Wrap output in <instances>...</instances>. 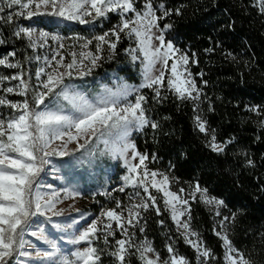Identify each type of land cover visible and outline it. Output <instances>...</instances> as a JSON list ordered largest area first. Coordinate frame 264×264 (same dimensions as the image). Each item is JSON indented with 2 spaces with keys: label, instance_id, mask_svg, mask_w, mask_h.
I'll use <instances>...</instances> for the list:
<instances>
[{
  "label": "snow or ice",
  "instance_id": "6c2138e0",
  "mask_svg": "<svg viewBox=\"0 0 264 264\" xmlns=\"http://www.w3.org/2000/svg\"><path fill=\"white\" fill-rule=\"evenodd\" d=\"M253 7L264 16V0H255ZM5 8L14 9L0 16V21L10 27L9 38L25 41L26 47L33 51L44 48L49 41L55 42L57 49L51 50L50 57H43L44 66L35 71V84L20 61L8 59L16 57L15 51L0 58V66L18 70L16 74L0 75V85L6 81L17 82L14 86L0 87L3 93L0 107L11 110L7 117L0 116V264H26L33 260L39 264H103L105 255L111 259V264H130L131 257L136 258L137 264H193L179 254L173 244L165 245L167 255L164 256L147 238L144 214L150 210L158 217L168 215L178 237L194 251L195 264H212L213 261L252 264L227 234L225 222H234L236 217L235 214L222 216L220 210L226 207L225 202L208 195V190L199 182L174 190L173 184L178 178L151 169L149 164L157 157L141 153L131 140L134 132L160 127L147 115L145 105L149 97L143 89L152 91L155 103H162L171 94L176 101L193 105L195 128L205 135L206 146L213 153L224 154L235 139L218 141L215 130L209 129L201 115L200 105L207 97L195 77L198 75L205 86L207 81L203 80V72L194 74L191 71L192 65L199 64L197 54L182 51L172 40L166 39L172 24L162 21L173 15V11L163 3L157 6L153 0H143L140 7L136 0H0V13H4ZM174 14L181 12L176 9ZM112 15L118 17V22L108 31L91 38L71 37L82 41L80 50L69 48L66 54L61 51L65 49V37L16 22L17 18L30 21L34 17L48 16L96 26L98 22L110 20ZM124 40L130 42L125 49L127 56L133 63L139 61L141 83L136 86L121 83L116 89L101 86L92 96L80 91L73 81L90 75L104 59L105 50L111 59ZM94 41L92 50L90 45ZM6 43L5 38H0V45ZM213 51V48L205 49L207 53ZM228 56L235 59L232 53H227ZM32 59L39 62L41 56L25 57L28 62ZM9 95L23 97V100L12 101L7 98ZM209 110H212L211 105ZM248 111L264 117L259 107L248 108ZM259 123L264 128V119ZM69 145L75 147L70 149ZM98 153L122 161L126 174L118 191L123 193L131 188L133 192L127 204L115 200V207L102 208L99 217L85 227L75 228L85 216L81 214L70 223L61 222L59 218L64 217V211L58 205L65 200H75L81 192L75 188H65L61 192L52 184L43 185L41 174L52 164V157H69L66 166L71 167ZM246 163L255 167L251 158ZM53 168L55 170L54 165ZM42 187L50 191L43 192ZM99 194L112 198L109 192ZM192 203H202L215 217H220L219 230L214 229V233L222 242V259L192 227ZM34 218H43L52 229L67 234L60 237L67 244L85 246L76 248L70 256L64 254L57 240L49 238L43 225L33 228ZM157 224L167 227L164 219ZM74 228L73 233L68 232ZM117 233L121 238H116ZM26 236L42 242L46 250H29L33 246ZM101 240L104 247L97 246Z\"/></svg>",
  "mask_w": 264,
  "mask_h": 264
},
{
  "label": "trees",
  "instance_id": "16d2710c",
  "mask_svg": "<svg viewBox=\"0 0 264 264\" xmlns=\"http://www.w3.org/2000/svg\"><path fill=\"white\" fill-rule=\"evenodd\" d=\"M153 2L157 6L163 3L173 11V15L162 21L172 24L166 39L172 40L182 51L197 54L199 64L192 65L191 71L194 74L203 72V80L207 81L205 86L198 75L195 77L207 97L200 107L209 129L215 130L218 141L235 139L224 154L213 153L206 146L205 135L195 128L193 105L180 103L171 98V94L162 103H155L152 91L143 89L149 97L145 105L147 115L160 127L136 132L133 141L141 153L157 157L149 164L151 169L178 178L177 184L181 187L188 188L199 182L208 190V195L222 199L226 205L224 216L235 214L236 217L234 222L228 221V235L233 245L252 264H264V128L259 123L264 117L248 111V108L259 107L264 112V16L253 7L255 0ZM136 3L140 7L143 0H136ZM176 9L180 10V15L174 14ZM6 15V12L0 13V16ZM117 22L118 17L112 15L96 32L108 31ZM81 33L91 36V31L83 27ZM9 37L10 27L0 21V38L7 40L0 45V58L15 51V58L31 75L30 62L25 60L26 56L31 57V49L26 47L25 41ZM129 46L127 40L118 44L117 53L109 63H104L98 74L119 73L127 76L129 82L140 84L138 64L124 58ZM208 48L214 51L205 52ZM227 53H232L235 59L226 57ZM0 75L11 74L0 68ZM248 158L254 161L255 167L247 165ZM98 200L93 212H98L100 204L104 203L103 197ZM191 211L192 227L222 259V242L214 233V215L202 203H192ZM144 215L147 219L145 235L162 255H167L165 245L171 243L179 254L195 264L194 251L178 237L167 214L158 217L150 210ZM160 219L165 220L166 228L157 224ZM97 246L104 247L102 241H98ZM103 264H111L106 255ZM130 264H137V260L133 257Z\"/></svg>",
  "mask_w": 264,
  "mask_h": 264
},
{
  "label": "rangeland",
  "instance_id": "374dc122",
  "mask_svg": "<svg viewBox=\"0 0 264 264\" xmlns=\"http://www.w3.org/2000/svg\"><path fill=\"white\" fill-rule=\"evenodd\" d=\"M14 9H7L5 8V12L8 14L12 12ZM18 10V9H15ZM17 24L20 26H31L35 27L38 31H47L50 34L60 35L65 37L63 43L65 44V49L61 50L65 54L69 48H72L74 51H79V45L82 41L73 40L71 37L79 36L84 38H91L94 35H99L96 32L99 27H101V23L98 22L96 26L92 25H79L76 22L65 21L60 18L54 17H34L32 20H24L21 18H17ZM87 29L91 31V36H84L81 33V29ZM102 34V33H100ZM94 44L90 45V49L94 50ZM57 49V44L55 42L49 41L48 44L44 48H37L35 51L31 49V57H35L37 55L41 56V60L39 62L35 61L34 59L30 62V70H31V82L33 84L36 83L35 80V71L38 67L44 66L43 57L52 55V51ZM124 58H129L124 53ZM104 59L99 62L98 66L92 69L90 75L84 77L83 80H75L73 83L79 86V90L92 96L98 93L101 90V86H107L112 89H116L118 85L121 83H127L128 85L136 86L139 84H133L127 80V76L121 75L119 73H103L98 74L100 68L104 67L105 64L109 63L111 59H108L109 53L107 50L103 53ZM9 60L12 62L17 61L16 58L8 57ZM105 63V64H104ZM138 64L139 73L141 75V67L139 61L135 62ZM4 70H7L8 73L16 74L17 69H6L3 66H0ZM142 80V77H141ZM17 82H4L3 86H14ZM3 95V93H0ZM12 101H22L23 97L9 95L7 97ZM129 99H133V97H129ZM11 112L10 109L5 107H0V116L7 117ZM136 132H134L131 136V140L133 141V137ZM134 142V141H133ZM57 145L60 143L59 141L56 142ZM74 145H69V148H74ZM103 145H100V148L103 149ZM79 155V153H77ZM52 164L46 166L45 173L41 174V183L43 185L52 184L56 190L63 192L65 188H75L81 192V196L77 197L75 200H65L63 203L58 205L59 209L64 211V217L59 218L61 222L70 223L72 219L79 218L81 214L85 216L84 220H81L75 228H82L87 225V223L91 222L93 219L99 217V213L102 208L104 207H115V200H120L124 204L129 202L128 198L129 195L132 194L133 189L126 188L125 192L121 193L118 189L122 186V177L126 174V170L123 167L122 161L119 159H111L109 155H99V153L93 157L92 159L84 158L82 162L73 163L71 167L66 166L67 163L70 161L69 157L59 158V157H52ZM55 166V170L53 168ZM54 177H61V179H55ZM179 186L177 183L173 184V189H178ZM41 191L48 192L50 191L47 188L42 187ZM101 192H109L111 193V199L100 195ZM103 197L104 203H101L99 206L98 212H93L94 206L98 205L97 202L99 201L98 198ZM108 203V204H107ZM111 205V206H110ZM208 208V207H207ZM77 209L79 211H77ZM221 214L224 216V208H221ZM213 215L214 213L210 211ZM215 226L216 230H219V221L220 217H215ZM37 225H43L46 228V232L49 235L50 239H56L57 242L60 244L64 254L69 255L72 251H74L78 247H84L85 245H69L66 242L60 239L61 236H66L65 233L57 232L56 230L52 229L50 225L46 224L43 218H34L33 219V228ZM228 234V226L229 222H225ZM74 229H69V233H73ZM139 235V233H138ZM229 236V235H228ZM27 240L30 241L32 244V248L29 250H46V245L42 242L37 241L34 237H25ZM116 238H121L119 233H117ZM102 241V240H101ZM135 258V257H134ZM18 260H24V258L17 257ZM133 257L130 258V260ZM136 259V258H135ZM26 264H39L38 261H27Z\"/></svg>",
  "mask_w": 264,
  "mask_h": 264
}]
</instances>
